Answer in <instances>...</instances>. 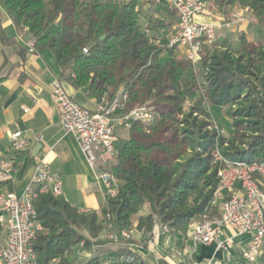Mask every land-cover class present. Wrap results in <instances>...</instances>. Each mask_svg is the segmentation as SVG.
Masks as SVG:
<instances>
[{"label":"trees","instance_id":"16d2710c","mask_svg":"<svg viewBox=\"0 0 264 264\" xmlns=\"http://www.w3.org/2000/svg\"><path fill=\"white\" fill-rule=\"evenodd\" d=\"M203 1L220 14L245 9L264 30V0ZM0 3L15 33L32 43L33 52L49 50L61 78L85 98L97 103L124 91L128 100L121 114L146 107L156 117L149 124L132 123L127 137L115 142L110 172L118 192L100 201L99 216L82 213L61 197H37L34 208L42 227L34 245L38 264H72L68 257L82 241L84 249L102 257L141 264L126 243L98 240L107 222L115 231L135 230L143 239L155 223L169 233H184L203 216H219L212 202L223 163L213 162L215 144L226 161L264 163L263 41L240 32L236 52L223 38L205 47L192 64L168 45L179 17L166 5L147 0ZM0 42L25 52L6 35L1 17ZM211 107L224 109L221 114L231 120L228 139L216 140ZM8 184L0 182V190ZM260 188L264 193V183ZM98 261L95 256L87 264Z\"/></svg>","mask_w":264,"mask_h":264},{"label":"built area","instance_id":"2783aa9c","mask_svg":"<svg viewBox=\"0 0 264 264\" xmlns=\"http://www.w3.org/2000/svg\"><path fill=\"white\" fill-rule=\"evenodd\" d=\"M147 1L166 5L176 11L179 22L168 39V45L177 47L185 60L192 64L199 62L203 49L216 41L219 32L229 31L242 23L247 13L245 9L234 8L226 14H220L203 0ZM198 17H212L213 21L200 23ZM28 47L32 51V43L29 42ZM83 52L86 53V50ZM50 97L60 126L74 136L89 169L97 174L103 197L115 198L118 182L110 172V166L116 157L114 144L118 139L117 133L128 132L135 122H154V113L146 107H137L121 114L128 100L124 91H119L112 98L104 95L94 110L74 102L57 81L51 83ZM42 142V134L30 138L16 131L10 136V147L16 153H24L33 143ZM214 158L218 159V156ZM11 172V165L0 153V182L11 181ZM218 179V198L228 193L220 205L219 216L194 222L189 234L190 242L193 245H215L217 250H228L233 246L234 237H245L247 243L241 258L245 263L252 264L261 255L264 246V193L260 188V184L264 183V163H227L218 171ZM61 186L59 177L52 175L48 165L39 161L20 193L0 190V264H38L34 245L42 227L34 201L39 195L60 197ZM80 212L88 213L89 210ZM94 212L99 216L98 211ZM224 229H230L233 237L220 239ZM168 233L166 227L161 228L155 223L151 235L143 239L135 230L118 232L107 222L98 240L126 243L132 253L140 254L145 249L147 253L153 254L159 237ZM78 245L84 248L83 241ZM91 253L94 254L91 259L95 256L99 258L96 264H124L123 257L106 258L93 250ZM88 261L72 264H87ZM51 264H58V261L53 260Z\"/></svg>","mask_w":264,"mask_h":264},{"label":"crops","instance_id":"0c3cea01","mask_svg":"<svg viewBox=\"0 0 264 264\" xmlns=\"http://www.w3.org/2000/svg\"><path fill=\"white\" fill-rule=\"evenodd\" d=\"M253 27L256 24L248 14ZM1 27L20 48L3 47L0 42V153L12 167L11 181L2 191L20 193L30 180L39 161L49 167L50 173L61 180V195L71 207L82 211H98L102 195L97 174L91 171L74 136L65 132L59 124L56 108L51 100V83L57 81L67 95L77 104L94 110L96 101L85 98L82 90L74 89L61 78V71L47 49L30 51L29 40L19 37L0 3ZM200 23H211L212 17H198ZM246 24H237L245 30ZM244 26V27H243ZM258 26V25H257ZM234 31H232L233 33ZM244 33V32H243ZM94 103V108L85 105ZM21 131L27 137L43 135L41 149L33 143L28 151L16 153L10 147V136ZM194 223V222H193ZM191 223L184 233H168L159 237L153 254L145 249L138 254L144 264H248L241 258L247 239L232 240V248L217 250L215 245H193L189 234ZM233 237L230 229H224L220 239ZM252 264H264V246L261 255Z\"/></svg>","mask_w":264,"mask_h":264},{"label":"rangeland","instance_id":"374dc122","mask_svg":"<svg viewBox=\"0 0 264 264\" xmlns=\"http://www.w3.org/2000/svg\"><path fill=\"white\" fill-rule=\"evenodd\" d=\"M235 8H239V7H235ZM248 14L249 13H245V15H244L245 20L242 23H240L243 25L246 24L245 30L238 29V26L236 27V25H235L229 31L219 32L216 40L221 41L223 38H228L230 41V49L233 52H236L238 50V47H239L238 34L240 32H244L250 40H254V41L260 40V41L264 42V30H262L257 25H255L253 27V24H251L252 22L250 23V21H252V18ZM248 20H250V21L248 22ZM232 31H234V32L232 33ZM166 59H167L166 55H163L161 57L162 62H165ZM85 106L88 108H94V103H88ZM223 111H224V109L218 108V107H211L210 108V112H211V115L213 117L212 130L216 132V140L219 137H223V138L228 139L230 137V134H231V129H230L231 120L228 117L221 114V113H223ZM127 133L128 132H126V131H118L117 136H118V138H126ZM215 155L218 156V159L214 158ZM212 159H213L214 163H223V167L221 169H223L227 165V163H234V162H229V161H226L223 159V157L221 156V154L219 152V148H218L217 144L214 145V148L212 150ZM221 169H219V170H221ZM218 171H217V178H218ZM216 191H217V189H216ZM216 191L214 192V198H213L212 205L218 206V209L220 210V205L222 203L221 202L222 199L218 198V194H216ZM206 218H208V217L203 216L200 220H198L196 222L203 221ZM91 251L92 250L87 251L86 249L79 247V245H76L73 249V256L68 257L69 261H71L72 263L86 262L94 256V254H92Z\"/></svg>","mask_w":264,"mask_h":264},{"label":"water","instance_id":"95a60500","mask_svg":"<svg viewBox=\"0 0 264 264\" xmlns=\"http://www.w3.org/2000/svg\"><path fill=\"white\" fill-rule=\"evenodd\" d=\"M41 149V145L39 144L37 147V150L39 151Z\"/></svg>","mask_w":264,"mask_h":264}]
</instances>
